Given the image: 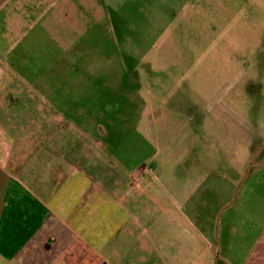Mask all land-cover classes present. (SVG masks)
Returning <instances> with one entry per match:
<instances>
[{"label": "rangeland", "instance_id": "1", "mask_svg": "<svg viewBox=\"0 0 264 264\" xmlns=\"http://www.w3.org/2000/svg\"><path fill=\"white\" fill-rule=\"evenodd\" d=\"M39 9L57 41L32 66L58 62L61 82L66 58H82L75 80L59 84L58 117L49 104L26 106L28 167L39 144L56 161L55 144L60 170L104 179L108 194L119 178L145 177L153 196L173 194L181 177L231 180L240 209V195L264 194V0H43ZM80 20L88 27L74 31ZM38 111L43 120L29 119Z\"/></svg>", "mask_w": 264, "mask_h": 264}, {"label": "crops", "instance_id": "2", "mask_svg": "<svg viewBox=\"0 0 264 264\" xmlns=\"http://www.w3.org/2000/svg\"><path fill=\"white\" fill-rule=\"evenodd\" d=\"M42 2L0 0V264H264V194L240 195L244 207L236 208L231 180L181 177L183 187L173 194L153 196L141 189L151 177L119 178V189L108 194L104 179L76 176L67 163L61 167L70 173L64 174L55 144L50 152L56 161L50 153L44 161L39 144L28 167V145L20 139L26 136V106L49 104L50 115L58 117L59 84L75 80L74 58H82L65 57L61 82L58 62L32 66L35 56H52L49 43L57 41L39 26ZM72 24L79 31L89 23ZM43 118L40 111L29 114L34 121ZM259 182L264 186V178ZM200 185L205 193H198ZM255 197L256 208L248 202Z\"/></svg>", "mask_w": 264, "mask_h": 264}]
</instances>
